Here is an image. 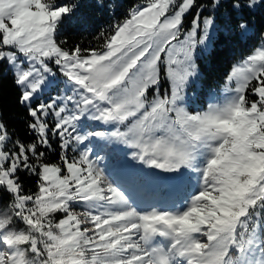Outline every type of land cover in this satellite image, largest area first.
Listing matches in <instances>:
<instances>
[{"label":"snow or ice","instance_id":"obj_1","mask_svg":"<svg viewBox=\"0 0 264 264\" xmlns=\"http://www.w3.org/2000/svg\"><path fill=\"white\" fill-rule=\"evenodd\" d=\"M257 7L264 0H147L101 31L99 48L66 49L58 32L77 0H0V78L20 89L34 135L12 141L0 109V264H264V44L232 68L222 97L190 110L187 95L217 14L244 39ZM49 87L57 94L37 99ZM51 137L58 162L47 161ZM99 141L174 173L180 202L139 207L133 185L153 174L123 157L101 167L88 146ZM22 175L37 178L35 192ZM186 175L192 191L179 189Z\"/></svg>","mask_w":264,"mask_h":264},{"label":"trees","instance_id":"obj_2","mask_svg":"<svg viewBox=\"0 0 264 264\" xmlns=\"http://www.w3.org/2000/svg\"><path fill=\"white\" fill-rule=\"evenodd\" d=\"M77 2L79 8L76 13L70 19L65 20L58 32V39L67 41L63 45L66 49H71L76 45H80L82 49L99 48L103 43L99 36L100 32H110L112 26L121 22L134 6L147 2V0H77ZM202 2L206 3L207 0H202ZM101 4L103 6H100ZM210 11L209 9L204 14L209 15ZM223 12L224 10L221 9V13L217 14L219 17L216 22L218 31L208 52L196 60L199 71L198 101L203 105L206 104L211 92L221 86L232 67L263 41L261 33H264V7H257L250 15H247L251 31L244 39L238 36L234 21L227 19ZM19 95L20 89L13 83L11 74L4 72L0 78V109L3 112V119L11 140L19 139L28 144L34 140V135L27 128L31 118L27 115L26 107L19 103ZM51 143L52 148L47 152V161L58 162V137H51ZM7 147L11 149L13 144L10 142ZM114 157L117 156L114 155ZM21 179L26 193L36 191L37 178L35 176L22 175ZM142 184L136 181L133 185L135 191L141 195L145 194V191L140 190L139 187ZM154 193L156 192H149L148 197H153ZM163 195L167 197L163 193H157L154 198L155 203L163 198ZM173 200L165 198L164 201L168 202L162 206L169 205L166 209L172 208ZM4 203H7V200Z\"/></svg>","mask_w":264,"mask_h":264},{"label":"rangeland","instance_id":"obj_3","mask_svg":"<svg viewBox=\"0 0 264 264\" xmlns=\"http://www.w3.org/2000/svg\"><path fill=\"white\" fill-rule=\"evenodd\" d=\"M145 4H146V2L137 4L132 9H134L136 7L144 6ZM194 13H195V9L193 10L192 13H189L185 17V21H184L185 29H188V28L191 27V21L193 19ZM204 15L207 16V14H204ZM261 44H264V40L262 41ZM261 44L258 47H260ZM258 47H256V48H258ZM253 51H251L250 53L245 55L235 65L239 64L244 58H246L248 55L252 54ZM207 52H208V50H204L203 47L198 48L197 51H196V54H195L196 60H197V58H200V57L204 56ZM196 63H197V61H196ZM52 67H53V70L56 72V77H57L55 85L58 86L60 90H62L63 89V77L60 76V74L57 71L55 65H52ZM231 70H230V72H231ZM226 78H225L224 82L221 84V86L218 89L213 90L211 92V94H215L218 97H222L223 96L224 88H225V84H226ZM197 88H198V79L196 80V83L193 84L192 86H190L188 91H187L188 97L192 98L191 101H190V110H201L202 108H205L207 106V103L209 101V96L210 95L207 98L206 104L203 105V104H201L198 101L199 95L197 93ZM166 89H167V83H164L163 86H162V91H164ZM56 94H57V92H56L54 87L45 88L43 92L38 94L37 99L43 100V101H47L50 96H55ZM32 103L35 104L36 100H34ZM90 127L94 128L95 130H110V128H105V126L96 125V124H92V125H90ZM88 146H92L94 148V150L100 156L105 158L103 163L101 164V167H103L105 164H110L112 162V160H114V159L123 157L124 159H126L128 161V163L133 168L139 170L141 174H143V173H151V174H153L152 176H143V175H141V178L137 180V181H140L141 183H143L142 185H139V187H140V190H144L145 191V194L141 195L139 192H136L135 191V186H133L132 195L136 199L137 204L139 205V207H141V208H149V207L153 206V204H155L156 206H162L163 204H167L166 202H168V201H164L165 198L168 199V200L169 199L170 200L174 199L173 202H172V205H171L172 207H173V205L178 204V202H180V199L177 196L178 186L176 185V182L173 179V177L175 176L174 173H165V172H163L161 170H158V169H149L146 166L140 165L136 161H132L130 156H125V153H130L131 149H128L123 144H117V143L107 144V143H105L103 141H99V142H97L95 144H91V145H88ZM68 155L71 157L73 155V153L71 151H69ZM112 155H113V158H111ZM114 155H116L117 157H114ZM195 182H196L195 181V177H192V179L189 180L188 176L186 175L184 177V183L179 186V189L182 191L184 186L186 185L187 186V190L188 191H192L193 190L192 186L195 184ZM154 191L156 193L152 194L153 197L149 198L148 197L149 196V192H154ZM157 193H163L167 197H165L163 195L164 197L160 198V200H158L155 203L154 198L157 195ZM168 206L169 205H166V206H162L160 208L166 209ZM58 218H59V216L57 217V219Z\"/></svg>","mask_w":264,"mask_h":264}]
</instances>
